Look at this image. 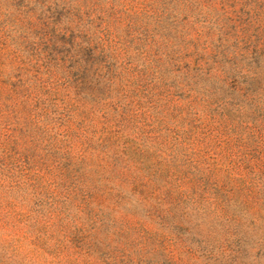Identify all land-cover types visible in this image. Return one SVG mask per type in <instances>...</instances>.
<instances>
[{
    "label": "rangeland",
    "instance_id": "1",
    "mask_svg": "<svg viewBox=\"0 0 264 264\" xmlns=\"http://www.w3.org/2000/svg\"><path fill=\"white\" fill-rule=\"evenodd\" d=\"M0 264H264V0H0Z\"/></svg>",
    "mask_w": 264,
    "mask_h": 264
}]
</instances>
